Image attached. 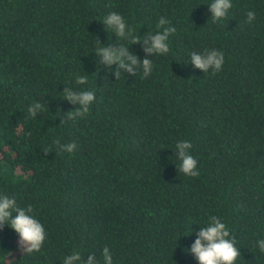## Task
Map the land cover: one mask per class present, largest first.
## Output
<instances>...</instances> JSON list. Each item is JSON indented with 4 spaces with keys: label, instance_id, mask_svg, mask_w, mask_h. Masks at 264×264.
<instances>
[{
    "label": "trees",
    "instance_id": "1",
    "mask_svg": "<svg viewBox=\"0 0 264 264\" xmlns=\"http://www.w3.org/2000/svg\"><path fill=\"white\" fill-rule=\"evenodd\" d=\"M213 2L0 0V195L30 205L46 234L26 253L5 223L0 264L74 252L72 264H105L104 247L112 264H199L190 249L211 216L234 239L235 264H264V0H230L217 20ZM112 12L123 36L104 23ZM161 18L175 28L169 52L148 53ZM109 47L150 60L149 75L106 64L97 50ZM212 50L221 69L195 67L191 54ZM68 88L93 93L86 115ZM34 103L43 110L30 117ZM182 140L196 177L180 171Z\"/></svg>",
    "mask_w": 264,
    "mask_h": 264
},
{
    "label": "clouds",
    "instance_id": "2",
    "mask_svg": "<svg viewBox=\"0 0 264 264\" xmlns=\"http://www.w3.org/2000/svg\"><path fill=\"white\" fill-rule=\"evenodd\" d=\"M231 7L230 0H214L210 5V11L213 20H217L226 16L227 10ZM255 19L253 11L247 12V22ZM106 26L115 31L116 35L123 36L125 34V21L123 17L115 12L109 13L104 20ZM168 21L161 18L158 22V27L162 31L157 32L151 37L150 47L145 48L148 53L167 54L169 52V45L167 43L170 34L175 32L174 27H163ZM139 37H132V42L139 40ZM147 42V41H146ZM98 53L103 55L106 64L117 63L120 69H127L132 72V65L140 64L143 68L144 76H148L153 64L150 60L144 59L139 62L136 57L126 52L121 47L119 50L113 48H99ZM125 59L130 61V64L125 63ZM192 63L195 67L204 70L209 69L219 71L224 63L223 52L212 50L207 55H199L193 52L191 54ZM114 75L119 78L120 72L117 71ZM78 84L87 83V77L81 76L77 79ZM64 98L78 103L81 110L74 113L76 116L86 115L89 111L88 105L93 101L94 96L90 91H81L79 93L73 92L71 88L66 89ZM43 107L40 103H34L28 107L27 111L30 117H34L37 111H42ZM73 114H70V116ZM191 145L183 140L177 144L178 155L180 157V171L188 176L196 177L199 175L196 168V161L187 154L186 150ZM75 145L69 143L65 150L72 153ZM48 150H46L47 152ZM15 213V215H13ZM32 207L27 208L17 207L15 197L0 195V227L5 223L10 226L19 236V246L23 252L32 253L39 251L42 247L46 234L43 225L33 216ZM261 252H264V240L257 242ZM190 251L195 254L199 264H235L237 257H240V251L235 246L234 239L230 238L229 230L225 223H223L216 216H211L210 222L197 233V239L191 246ZM102 256L105 264H112V257L108 247H104ZM80 255L73 253L70 257L64 260V264H72L73 261H79ZM94 258L89 257L88 264H93Z\"/></svg>",
    "mask_w": 264,
    "mask_h": 264
}]
</instances>
